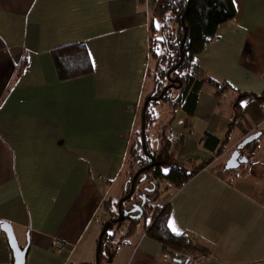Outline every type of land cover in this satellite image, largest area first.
<instances>
[{"label": "crops", "instance_id": "crops-1", "mask_svg": "<svg viewBox=\"0 0 264 264\" xmlns=\"http://www.w3.org/2000/svg\"><path fill=\"white\" fill-rule=\"evenodd\" d=\"M159 2L0 0V220L29 243L25 264H70L88 251L105 201L116 184L126 189ZM234 4L193 56L187 93L169 98L173 116L159 117L166 159L188 171L206 162L180 187L161 181L172 189L168 225L195 246L193 264H264V98L253 95H264V0ZM78 42L93 70L62 79L53 50ZM256 133L242 150L248 162L224 171L225 157ZM142 219L108 247L110 264H180ZM0 264H14L1 229Z\"/></svg>", "mask_w": 264, "mask_h": 264}, {"label": "trees", "instance_id": "trees-1", "mask_svg": "<svg viewBox=\"0 0 264 264\" xmlns=\"http://www.w3.org/2000/svg\"><path fill=\"white\" fill-rule=\"evenodd\" d=\"M187 4L188 0H160L159 2L160 18H165L166 14L169 12V18L173 19L178 26L173 30H170L167 27L163 28L162 39H156V41L160 42L161 46L160 53H153L154 55H157L156 59L159 57L157 66L155 68L157 82L156 88H158V86L160 87V80L165 78L167 70L171 66L175 65L180 59V45L184 35V29L181 24V15L185 11ZM235 14L236 7L233 0H191L189 9L185 15L187 39L183 48L184 59L177 70H175L176 75H178L179 78H181L183 81V86L179 89V91H182H180V96L182 95V93L185 95L189 90L188 87L191 86V83H193L195 75L193 72V56L196 53H199L203 49L204 45L215 36L217 28L220 24L232 19ZM168 31L170 33V36L167 33ZM152 49L153 48L151 46V50ZM53 57L59 77L62 79L80 76L93 70V63L88 47L83 42L70 43L56 47L53 50ZM26 63L27 58L23 56L19 63V72H21L22 69L26 66ZM199 83H201V81H195L193 85V91L197 90ZM156 88L152 91V93L156 90ZM168 93L169 91L163 99L168 100L169 98H171ZM253 95L258 97L259 99L264 98V95ZM180 96H178L177 99ZM151 102L148 104L146 110V121H148L150 117L152 118V116H155L151 106ZM146 141H148V138H146ZM133 146H136L135 141L133 145L129 147L128 151L129 167H131L130 162H132L131 154L133 152ZM133 153L136 154V156H139V159L136 158V162H140L143 158L145 159L143 150H141L140 153L134 150ZM205 164L206 162H203L188 171L185 167H183L182 165H178L175 162L169 163L166 161H158L157 164L151 167V173L157 179L165 180L170 185H172L173 188H177L182 186L191 176H193L198 170L203 168ZM165 169H167V171H165ZM223 170L228 171L225 169ZM132 171L131 169L129 171L125 192H128L129 182L133 176ZM159 185V183H156L157 187H155L154 185L152 187L153 189L150 190L158 189ZM108 201L109 199H107L105 203H107ZM115 206H117V201L115 202ZM155 208L156 210L153 214L154 216L152 218V223L149 225L147 233L163 242L166 248L177 252V254L180 252L192 250L195 246L191 243L190 240L187 239L186 236L177 235L171 231L168 225V204L158 205ZM109 216H117V211L110 210ZM139 221V219H131V222L128 224V229L125 234H127L135 225H137ZM107 234L108 236H112L111 233L109 234V230L104 234V236H106Z\"/></svg>", "mask_w": 264, "mask_h": 264}, {"label": "rangeland", "instance_id": "rangeland-1", "mask_svg": "<svg viewBox=\"0 0 264 264\" xmlns=\"http://www.w3.org/2000/svg\"><path fill=\"white\" fill-rule=\"evenodd\" d=\"M150 14H151V18L154 20V27H152V31H151V37H152L151 44H152L153 49L151 50V57H150L151 58L150 74L148 75L147 79L144 82V92H145L146 96L150 95L149 94L150 91L152 89L156 88V85H157L156 84L157 82H156V74H155L156 70H155V68L157 66V62H158L159 57L156 59L157 55H154L153 53L154 52L160 53L161 52V46H160V42L156 41V39L158 37L163 36V28L167 27L168 29L173 30L174 28H176L178 26L177 23L173 19L169 18V16H170L169 12L166 14L165 18H160L158 15H155V13L152 10H151ZM156 22L159 23V27L156 26ZM167 33L169 34V31ZM161 80H163V81H161ZM161 80H160L161 82H160L159 88H162L168 84V81L166 78H163ZM178 90L179 89L170 88L169 93H168L169 96H171V95L176 96ZM142 104L144 105V103H142ZM151 106H152V109L154 110V113H156L158 115V118H156L155 116H152V118L150 117V119L148 121H146V115H145L146 138L148 137V141H149V138L151 140H154L153 137L157 136L156 138H158L159 141L156 142V145L158 144V147L156 146V148H154L153 150L156 151L157 158L159 160L163 159L164 161H168L170 163L177 161L176 158L166 159L168 157L167 156L168 154L166 153L167 147L165 146V144L163 142L164 139L161 138V134H160L161 126L159 125L160 124L159 117L161 114H164V115L169 114L170 115L173 113L174 110H173V107L171 106V102L169 101V99L168 100L167 99H161L159 101H157V100L152 101ZM142 109H143V106H141V108H140L138 118H137V122H136V128H135L134 132H132V134H130L128 136V138L131 137L130 138L131 145L129 147H131L135 141L136 146L135 147L133 146V152H134V150H136V152H138V153L141 152L142 146H143L142 137H141L142 121H143L142 120L143 117L141 116ZM172 116H173V114H172ZM133 152L131 154L132 155L131 156L132 162H130L131 167H129L131 169V171L133 170L132 175H134V173L138 167V163H139V162H136V158L139 159V156L138 155L136 156V154H134ZM230 155H231V153H230ZM230 155H228V157H225L226 158L225 160H227L230 157ZM216 159H218V158H216ZM149 172H151V169L149 170ZM138 178H137V183L135 185V194L133 195L132 199L126 200L124 202V206H126L128 208L133 207V206L137 205L138 202H142L143 197L147 198L148 200L150 198H152L148 203L149 207L147 210V214L143 217L142 222L140 224L143 227L144 224L145 225L150 224V222L154 216L153 214L156 210L155 207H157L158 205H165V203L168 201L170 195L172 194V192H171L172 189H169V188L164 189L165 184L163 182H161L162 180L160 179L159 180L160 185H159L158 189L149 191V190H147V189H149L147 187L150 186L148 178H146L144 180H141V179L138 180ZM121 184H122V182H121ZM121 184L118 183L115 185L114 189L112 190V192L110 194V200L107 202V204L105 203L101 209L100 215L103 214L104 217L102 219H99L98 220L99 223H97L95 225V228L98 230L97 236L100 235V233L102 231V227H103L102 223H104V221H106L107 216H109L110 210L117 211V206H115V202L117 201V203H118L119 198L122 195H125V191H126L125 187L122 190V193H121L122 195L120 194L121 191L117 190V188ZM166 184L170 185L168 182ZM170 187H172V185H170ZM150 189H153V188H150ZM133 203H135V204H133ZM132 204H133V206H131ZM139 205L142 206L143 204L141 203ZM140 212H141V210L131 211L130 215L134 214V216H137V215H139ZM130 222H131V220L126 219L125 221L120 222L119 224H115L114 229H109V234L111 233L112 236H108V234L106 236H104L102 251H101V254L99 257V264H110L111 252H109L108 247L110 246V248H112L113 245H115V240L118 237V234L120 232H122L125 228H127L128 224ZM114 232H116L115 233L116 235H114ZM85 239H86L85 243L87 244L88 238H85ZM86 244H84V245H86ZM81 245H83V243ZM97 247H98V240L95 243L93 242V244L91 245V248H89V250H88L89 252L84 251V249H82V246H81L75 252L72 260L69 263L71 264L72 262H75L72 264H97ZM83 252H85L84 253V259H83V261H81V260L79 261V258L81 257V254Z\"/></svg>", "mask_w": 264, "mask_h": 264}, {"label": "water", "instance_id": "water-1", "mask_svg": "<svg viewBox=\"0 0 264 264\" xmlns=\"http://www.w3.org/2000/svg\"><path fill=\"white\" fill-rule=\"evenodd\" d=\"M191 0H188V4L187 7L185 9V11L183 12V14L181 15V24L183 26L184 29V35L181 41V45H180V51H181V56L179 61L171 66L165 75V78L168 81V84L165 85L162 89L161 92L159 94H157V88L156 90L151 93L150 95H148L144 101V105H143V109H142V117H143V121H142V142H143V149L144 151L147 153L148 157L151 159V162L138 169L134 175L132 176V178L130 179V190L128 193H126L125 195L121 196L120 199L118 200L117 203V216H111L108 220H106L104 222L102 231L99 235V241H98V247H97V264H99V257L102 251V246H103V236L104 234L109 230V229H114L115 228V224L116 223H120L123 222L126 219H139L142 215V213L140 212L139 215L137 216H133V215H129V213L131 211H135V210H142V206L140 205H135L130 209H126L123 208V203L128 200L129 198H131V196L133 195L134 191H135V183H136V179L138 178L139 174L141 172H143L144 170H148L151 167H153L155 164L158 163L157 161V155L155 154V151H147L146 149V132H145V114H146V110L148 107V104L151 101H159L161 99H163L166 95L167 92L169 91L170 88H174V89H180L183 86V81L181 78L177 77V78H173L172 77V73L177 70V68L180 66V64L183 62L184 59V52H183V48L187 39V27L185 24V15L189 9ZM163 81V80H161ZM259 133L256 134H252L248 137H246L231 153L230 157L226 160L225 164H224V169L225 170H232V169H236L238 168L240 165L247 163L249 158L247 157V155L243 154L242 150L244 147L247 146L248 143H250L254 138H256L258 136ZM153 141L158 142V138L154 139ZM158 147V144H157ZM146 177V175H144L141 180H144ZM150 190V189H149ZM143 202H145L146 198L143 197ZM0 229L2 231H4L7 235L8 238V243L10 248L13 251V255H14V264H25L26 262V255H27V251L29 249V243H27L25 246H21L19 244V241L16 237V233L14 231V227L13 225L6 220H0ZM116 233V232H114Z\"/></svg>", "mask_w": 264, "mask_h": 264}, {"label": "flooded vegetation", "instance_id": "flooded-vegetation-1", "mask_svg": "<svg viewBox=\"0 0 264 264\" xmlns=\"http://www.w3.org/2000/svg\"><path fill=\"white\" fill-rule=\"evenodd\" d=\"M169 36H170V33H169ZM172 77L173 78H177V77H179L178 75H176V73H175V71L172 73ZM163 88V87H162ZM162 88H159V86H158V90H157V94H159L160 92H161V89ZM157 136H154L153 137V139H155ZM148 138V137H147ZM156 141H153V140H151V139H149V141H146V149H147V151H155V150H153L154 148H156ZM142 148H143V146H142ZM143 151H144V149H142ZM144 157H145V159L143 158L139 163H138V167H137V169H136V171L138 170V169H140V168H142V167H144V166H146V165H148L150 162H151V159L148 157V155H147V153L144 151ZM155 154L157 155V153H156V151H155ZM157 160L159 161V159L157 158ZM151 169V168H150ZM150 169H148V170H144L143 172H141L140 174H139V178H138V180L139 179H141L144 175H146V177H145V179L146 178H148V181H149V184H150V186H148L147 188H152L154 185H155V187H157L156 186V183H160L158 180L159 179H157L151 172H149V170ZM135 171V172H136ZM136 183H137V179H136ZM136 183H135V185H136ZM149 189H147V190H149ZM129 190H130V182H129V189H128V192H129ZM150 191V190H149ZM128 192H125V194L126 193H128ZM135 194V191H134V193H133V195ZM133 195L131 196V198H129V199H132V197H133ZM152 198H150L149 200L146 198V200H145V202H138V204L137 205H139V204H143L142 205V210H141V213H142V215H141V217H140V219L139 220H141V218H143L146 214H147V210H148V207H149V205H148V203H149V201L151 200ZM133 204H135V203H133ZM133 204L131 205V206H133ZM123 208H126V209H130V208H132V207H126V206H124L123 205ZM129 215H130V213H129ZM133 216H134V214H132Z\"/></svg>", "mask_w": 264, "mask_h": 264}, {"label": "built area", "instance_id": "built-area-1", "mask_svg": "<svg viewBox=\"0 0 264 264\" xmlns=\"http://www.w3.org/2000/svg\"><path fill=\"white\" fill-rule=\"evenodd\" d=\"M145 1L147 3L150 2V0H145ZM53 246L56 249H61L63 246V242L58 238H54L53 239ZM177 260L180 264H193L195 261L193 250H188V251L178 253Z\"/></svg>", "mask_w": 264, "mask_h": 264}, {"label": "snow or ice", "instance_id": "snow-or-ice-1", "mask_svg": "<svg viewBox=\"0 0 264 264\" xmlns=\"http://www.w3.org/2000/svg\"><path fill=\"white\" fill-rule=\"evenodd\" d=\"M233 2H235V0H233ZM156 26L159 27V23L158 22H156ZM157 39H162V37H158ZM242 103H246V102H242ZM165 171H167V169H165ZM169 226L172 228L173 232H178V229L175 228L174 224L170 223Z\"/></svg>", "mask_w": 264, "mask_h": 264}]
</instances>
